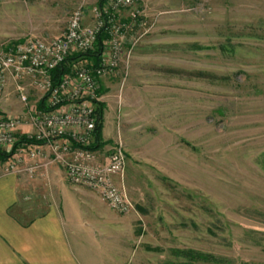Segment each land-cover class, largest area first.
<instances>
[{
  "label": "rangeland",
  "instance_id": "374dc122",
  "mask_svg": "<svg viewBox=\"0 0 264 264\" xmlns=\"http://www.w3.org/2000/svg\"><path fill=\"white\" fill-rule=\"evenodd\" d=\"M106 2L0 0V48L56 37ZM117 23L124 55L99 79L87 148L100 164L122 147L132 207L87 188L109 212L104 264H264V0H135ZM32 92L23 113L39 107Z\"/></svg>",
  "mask_w": 264,
  "mask_h": 264
},
{
  "label": "built area",
  "instance_id": "2783aa9c",
  "mask_svg": "<svg viewBox=\"0 0 264 264\" xmlns=\"http://www.w3.org/2000/svg\"><path fill=\"white\" fill-rule=\"evenodd\" d=\"M134 2L107 0L92 9L90 23L84 22L77 8L58 36H26L0 48V102L6 97L9 80L18 99L27 106L26 86L44 100L42 108L27 109L22 114L0 113V150L10 148L5 172L32 174L40 167L60 165L69 183L95 191L111 210L126 213L131 209V199L119 181L126 162L122 147L115 145L105 162L95 164L87 145L96 124L93 103L100 99L99 79L124 55L117 12ZM102 31L107 38L99 64L71 65L53 85L51 71L67 56L93 49ZM22 125L29 127L25 136L41 143L16 145L17 130ZM38 158L43 162L38 163Z\"/></svg>",
  "mask_w": 264,
  "mask_h": 264
},
{
  "label": "crops",
  "instance_id": "0c3cea01",
  "mask_svg": "<svg viewBox=\"0 0 264 264\" xmlns=\"http://www.w3.org/2000/svg\"><path fill=\"white\" fill-rule=\"evenodd\" d=\"M83 19L90 23L91 15ZM31 91L26 86L28 105L33 103ZM40 99L39 106H44ZM25 107L9 80L1 112L22 114ZM18 129L28 131L29 127ZM6 160L0 159V264H104L105 259L111 260L109 212L103 213L102 206L94 203L97 193L68 183L60 165L40 167L32 174L8 173L3 170Z\"/></svg>",
  "mask_w": 264,
  "mask_h": 264
},
{
  "label": "trees",
  "instance_id": "16d2710c",
  "mask_svg": "<svg viewBox=\"0 0 264 264\" xmlns=\"http://www.w3.org/2000/svg\"><path fill=\"white\" fill-rule=\"evenodd\" d=\"M106 33L102 31L96 38L95 44L93 46V49L83 52V53H73L72 55H69L65 58V60L59 64L57 67H55L51 71V76H52V84L55 85L58 80L61 78L62 75H64L68 70L69 67L71 66L72 62L78 61L80 59H89L92 60L93 66H96L99 64V59L101 55V51L103 48V40L106 39ZM99 93V91H98ZM95 108L94 112H96V124L94 128V135L96 137V140L100 138V130H101V125H102V104H100L99 101L95 102ZM43 105L40 104L39 108H42ZM41 143V141H37L33 137H28L25 135H20L18 137V141L16 145H31V144H38ZM98 141H95V144L92 146V148L97 146ZM10 156V153H7L3 150H0V159L5 160ZM189 254V253H187ZM206 258H211V256H206Z\"/></svg>",
  "mask_w": 264,
  "mask_h": 264
}]
</instances>
